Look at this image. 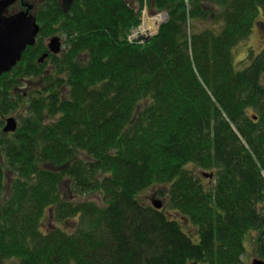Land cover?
I'll list each match as a JSON object with an SVG mask.
<instances>
[{
    "label": "trees",
    "instance_id": "trees-1",
    "mask_svg": "<svg viewBox=\"0 0 264 264\" xmlns=\"http://www.w3.org/2000/svg\"><path fill=\"white\" fill-rule=\"evenodd\" d=\"M145 7L169 19L132 43ZM61 9L0 82V264H244L252 232L264 261V49L234 62L264 0ZM51 35L65 45L46 71ZM157 187L181 222L139 200Z\"/></svg>",
    "mask_w": 264,
    "mask_h": 264
},
{
    "label": "water",
    "instance_id": "water-1",
    "mask_svg": "<svg viewBox=\"0 0 264 264\" xmlns=\"http://www.w3.org/2000/svg\"><path fill=\"white\" fill-rule=\"evenodd\" d=\"M18 0H0V81L4 73L10 71L21 61L28 47L35 46L40 34V25L36 17L30 16L28 12H21L7 16V11L16 4ZM75 0H63V10L70 12ZM60 38L53 37L50 41L49 51L59 54L61 51ZM49 56L44 54L39 62L43 63ZM15 118H9L4 128L5 133H14L18 129ZM204 177L213 178V174L204 173ZM153 207L161 210L164 207L162 201L154 199ZM253 264H264L260 259L254 260Z\"/></svg>",
    "mask_w": 264,
    "mask_h": 264
},
{
    "label": "rangeland",
    "instance_id": "rangeland-1",
    "mask_svg": "<svg viewBox=\"0 0 264 264\" xmlns=\"http://www.w3.org/2000/svg\"><path fill=\"white\" fill-rule=\"evenodd\" d=\"M152 13H156L152 10H149ZM161 15H164L165 17V22L168 21L169 16L167 15L168 13L165 11H160L158 12ZM260 21L264 22V18L263 16L260 17ZM163 23V22H162ZM161 23V24H162ZM260 26H258L255 30H253V34L252 36L249 38V40H247L246 42H244L243 44H241L234 52H235V63L236 66L239 70H243L246 66H247V58L250 54V52L253 50L254 51V55L259 54L263 49H264V34L262 35V32L260 31ZM62 37V36H61ZM63 38V37H62ZM64 45H65V40L63 38V48L62 50H64ZM49 64L50 62H47L45 65L46 70H49ZM262 85L264 86V77L262 78ZM32 84H29L28 86H26V84L24 83L21 87L17 86V89H20V93L24 92V93H28L30 91V88H32ZM15 90V89H14ZM23 116V114H21L20 111H14L12 114H8V116L6 117V120L8 118H16L20 124V117ZM5 120V122H6ZM211 184V183H210ZM163 190V193H165L168 191V187H157V188H153V189H149L145 192H143L141 195H139V200L145 204L148 205H152V202L154 199H160L163 203H165L166 205V197H161L159 196V191ZM91 199H94L98 202H100V197L98 195L93 196ZM164 211L166 214H168V216L173 219H177L178 221L181 222V219L179 217V215L175 212V211H170L167 210L166 207L164 208ZM56 224V223H55ZM57 226L59 225V227L61 228H65V229H69L70 231H73L74 229V225L72 223H68V224H56ZM187 227V226H186ZM186 232L190 233L191 229L186 228L185 229ZM256 233H250L249 235H247V243H246V253L243 256V261L244 264H253V261L255 259H262L261 257H259L258 255V246H257V240H253V237H256ZM263 260V259H262Z\"/></svg>",
    "mask_w": 264,
    "mask_h": 264
},
{
    "label": "flooded vegetation",
    "instance_id": "flooded-vegetation-1",
    "mask_svg": "<svg viewBox=\"0 0 264 264\" xmlns=\"http://www.w3.org/2000/svg\"><path fill=\"white\" fill-rule=\"evenodd\" d=\"M56 2L62 8L61 10H63L64 9L63 8V5H62L63 0H18V1H16V4H14L12 7H10V9L7 11L8 12L7 13V16H11V15L18 14V13H21V12H28V14L30 16L36 17L37 22L40 25V30H42V27H43L42 23H43V21H41V19H40L39 16L42 15L43 9H47V8L50 9L51 4L52 3H56ZM75 2H76V0H75ZM71 10H70V12H71ZM63 12L65 14H69L70 13V12H65V10H63ZM55 36L58 37V38H60L59 40H60V43H61V50H62V48H63V38L61 36H59V35H51V36L45 37L43 39V44H44V47L46 48V52H44L43 55L46 54V53H49V56H48V58L45 61H43V63H40L38 61V63L40 65H44L45 63H47V61L49 60L50 56L52 55L50 53V51H49V45L51 44V41L50 40L53 37H55ZM39 37H41V31H40ZM64 40H65V38H64ZM37 41H39V39ZM37 41H36V44H37ZM28 48H30V47H28ZM28 48L26 49V51L28 50ZM25 52H24V54H25ZM24 54H23L22 59L20 61L22 63L24 62V60H23L24 59L23 58L24 57ZM19 63L13 69L17 68L19 66ZM22 67L25 68V64H22ZM13 69L11 70V72L13 71Z\"/></svg>",
    "mask_w": 264,
    "mask_h": 264
},
{
    "label": "built area",
    "instance_id": "built-area-1",
    "mask_svg": "<svg viewBox=\"0 0 264 264\" xmlns=\"http://www.w3.org/2000/svg\"><path fill=\"white\" fill-rule=\"evenodd\" d=\"M145 15H147V14H145ZM158 17H159V15L158 16H153V17H151V20L155 23V21L157 20ZM155 25H156V23L153 26H155ZM143 30L144 29H140L139 31L134 32L132 34V36L130 37V39L133 40L135 38H138L137 36H139L140 34H142L143 33Z\"/></svg>",
    "mask_w": 264,
    "mask_h": 264
},
{
    "label": "bare ground",
    "instance_id": "bare-ground-1",
    "mask_svg": "<svg viewBox=\"0 0 264 264\" xmlns=\"http://www.w3.org/2000/svg\"><path fill=\"white\" fill-rule=\"evenodd\" d=\"M163 18H164V15H160L158 18H157V20L155 21V23H158V22H160L161 20H163ZM146 21L148 22V19H146ZM152 20L148 23V25L147 26H149V28H152V25H154L155 24ZM154 30H156V28H154Z\"/></svg>",
    "mask_w": 264,
    "mask_h": 264
}]
</instances>
